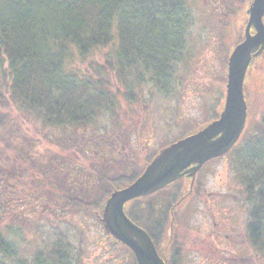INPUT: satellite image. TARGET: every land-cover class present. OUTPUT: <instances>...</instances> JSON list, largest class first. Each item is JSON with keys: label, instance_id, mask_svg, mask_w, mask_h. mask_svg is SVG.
<instances>
[{"label": "trees", "instance_id": "16d2710c", "mask_svg": "<svg viewBox=\"0 0 264 264\" xmlns=\"http://www.w3.org/2000/svg\"><path fill=\"white\" fill-rule=\"evenodd\" d=\"M200 1L207 4L206 0H0V166L10 165L6 152L15 149L37 178L47 179L31 185L1 174L0 254L13 259L18 251L16 242L7 237L5 218H17L29 227L63 209L91 215L101 223L109 195L131 183L162 148L141 162L122 154L123 170L95 169V161L120 153L121 141L113 138L95 148L84 132L102 115L117 122L122 102L136 100L133 90L142 81L171 92L170 78H175L179 63L190 52L193 10ZM251 1L218 0L216 8L231 14L224 24L223 37L232 26V37L227 45L224 42L225 68L231 49L244 38ZM104 47L109 52L103 63L95 58L87 62ZM244 92L247 124L225 155L247 204V238L264 258V108L256 117L259 98L264 96V54L252 57ZM218 95L204 123H191L163 147L218 117L224 91ZM24 121L61 131L57 140H42L28 133ZM198 180L194 185L176 180L152 195L128 201L124 210L134 222L159 218L175 207L186 210L198 194ZM107 236L129 251L137 264L127 246ZM79 252L80 246L73 248L64 235L53 233L41 238L18 264H75Z\"/></svg>", "mask_w": 264, "mask_h": 264}, {"label": "rangeland", "instance_id": "374dc122", "mask_svg": "<svg viewBox=\"0 0 264 264\" xmlns=\"http://www.w3.org/2000/svg\"><path fill=\"white\" fill-rule=\"evenodd\" d=\"M205 3L207 4L203 5L200 1L198 7L193 10L195 23L191 27L190 52L185 60L179 63L175 78H170L171 92L166 93L142 81L141 84L135 85L136 88L133 90L136 100L132 104L122 102L117 122H113L109 115H102L98 123L85 130L86 137L95 148H100L98 144L109 143L113 138L121 141L120 153L110 154L105 159L95 161V169L123 170L125 163L120 159L122 154L143 161L146 155L160 146L163 147L164 143L173 140L175 136H180L191 123L194 125L204 123L208 108H211L212 104L215 105V98H219L218 93L224 91L225 95L226 80H221L227 74L223 57L226 48L224 42L227 45L231 39L232 26L229 32L231 35L226 34L223 37V33L225 21L231 17V14L226 15L216 8L219 4L218 0H206ZM107 47L95 52L87 62L90 58H95L99 63H103L104 53L109 52ZM81 67L88 68L87 64ZM259 101L256 117H259L264 108V96L259 98ZM22 123L31 136L46 141L57 140L56 136L61 131L44 127L36 121ZM6 153L11 160L10 165L0 166V176H12L23 183L31 181V185L46 182L47 179L37 178L38 176L32 173V169L19 158L15 149H9ZM198 178L196 185L199 187L196 190L199 194L196 202L191 206V209L196 210L198 214L195 213L194 217L190 218L187 226L196 225V221L201 222L203 215L210 218L214 214L215 196L221 193L234 194L238 198L233 205L238 208L240 228L246 236L248 246L247 260L244 262L228 260L225 264H264L263 255L251 246L247 238V204L242 200L241 186L234 179L229 157L225 155L207 163ZM57 189L55 192H60ZM203 197H209L205 200L207 207L202 202ZM3 224L9 226V229H6L7 237L16 242L18 251L14 253L13 259L0 254V264L5 261L7 264L20 263L36 249L41 243V238L46 239L53 233L64 235L73 248L80 246L78 262L76 261L75 264H115L116 262L132 264L128 251L112 242L102 224L85 213H71L61 209L55 213H48L42 219H36L29 227L17 218H5ZM203 224L208 225L207 222ZM35 226L40 232L35 233ZM18 227L21 229L20 232ZM12 230H14L13 235H11ZM195 259L197 260L196 257ZM185 264L201 263L189 260Z\"/></svg>", "mask_w": 264, "mask_h": 264}, {"label": "water", "instance_id": "95a60500", "mask_svg": "<svg viewBox=\"0 0 264 264\" xmlns=\"http://www.w3.org/2000/svg\"><path fill=\"white\" fill-rule=\"evenodd\" d=\"M244 38L227 60L225 95L218 117L195 132L162 147L131 183L115 189L106 199L100 220L105 231L126 245L138 264H166L150 235L124 210L128 201L150 195L186 175L193 183L208 161L225 155L239 140L248 117L244 79L252 57L264 54V0L247 8Z\"/></svg>", "mask_w": 264, "mask_h": 264}, {"label": "flooded vegetation", "instance_id": "af4514ba", "mask_svg": "<svg viewBox=\"0 0 264 264\" xmlns=\"http://www.w3.org/2000/svg\"><path fill=\"white\" fill-rule=\"evenodd\" d=\"M186 175L183 176L184 180H187ZM218 195L213 200V207H216L214 214L210 218L203 215L201 222L196 221V225L190 224L191 227L187 223L195 213L198 214L191 209L197 196L186 210H176L175 207L164 211L159 218L150 216L136 223L150 234L166 264H185L189 260L201 264H225L228 260L244 262L247 260L248 246L246 236L240 228L238 208L233 205L238 196L230 193ZM208 198H202L204 206L207 205L205 200ZM205 222L208 225H202ZM131 262L134 264L132 257Z\"/></svg>", "mask_w": 264, "mask_h": 264}, {"label": "bare ground", "instance_id": "6f19581e", "mask_svg": "<svg viewBox=\"0 0 264 264\" xmlns=\"http://www.w3.org/2000/svg\"><path fill=\"white\" fill-rule=\"evenodd\" d=\"M234 46H235V45H234ZM195 131H196V130H195ZM195 131H194V132H195Z\"/></svg>", "mask_w": 264, "mask_h": 264}]
</instances>
